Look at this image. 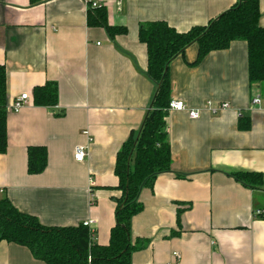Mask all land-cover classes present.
<instances>
[{"label":"crops","instance_id":"crops-1","mask_svg":"<svg viewBox=\"0 0 264 264\" xmlns=\"http://www.w3.org/2000/svg\"><path fill=\"white\" fill-rule=\"evenodd\" d=\"M90 1L103 6L108 24L126 28V34L111 40L102 28H88L84 0H0V65L8 98L0 199L44 227L92 221L94 242L105 246L120 196L116 154L140 129L156 90L145 74L139 25L163 21L186 32L237 0ZM259 9L264 27V0ZM196 57L191 45L168 67L171 100L199 116L167 114L171 170L139 194L142 211L130 223L131 264H264V85H249L243 41L198 63ZM47 82L57 85V104L36 107L33 89ZM25 93L30 104L10 112ZM254 96L260 98L257 106L251 105ZM208 102L215 114L205 109ZM222 103L229 108L220 111ZM240 121L249 127L240 130ZM76 146L85 148L82 162L73 158ZM29 147L47 151L38 175L27 172ZM234 173H258L262 185L246 188ZM256 210L262 215L255 217ZM0 264L44 263L26 248L0 242Z\"/></svg>","mask_w":264,"mask_h":264},{"label":"trees","instance_id":"trees-1","mask_svg":"<svg viewBox=\"0 0 264 264\" xmlns=\"http://www.w3.org/2000/svg\"><path fill=\"white\" fill-rule=\"evenodd\" d=\"M36 1L30 0L32 4ZM259 19V0H237L206 25L186 32H177L163 21L140 24L138 41L145 46L147 56L145 74L156 90L140 129L116 154L114 175L120 196L116 199L115 222L108 244H96L89 228L83 224L44 227L34 217L18 211L5 197L0 199V242L26 248L35 260L44 264H131L135 248L131 244L130 223L142 211L139 194L144 188H151L158 175L171 170L166 131L167 108L171 101L169 64L191 45L197 47L198 63L211 52L225 50L232 42L243 41L247 44L249 85L253 89L264 85V27L259 25ZM86 24L88 28H102L111 40L126 34V28L108 24L103 6L87 8ZM57 99L56 83L47 82L33 89L32 103L36 107H55ZM7 100L6 69L0 65V154L7 149ZM242 122L239 129L246 130L249 124ZM46 164L44 147L27 149L28 174L42 173ZM230 176L246 188L262 185V176L258 173ZM181 212L180 209L177 212L178 228Z\"/></svg>","mask_w":264,"mask_h":264},{"label":"built area","instance_id":"built-area-1","mask_svg":"<svg viewBox=\"0 0 264 264\" xmlns=\"http://www.w3.org/2000/svg\"><path fill=\"white\" fill-rule=\"evenodd\" d=\"M120 1L121 0H118L119 3H120ZM84 4L86 6V9L87 8H100V7H102L100 4H98L96 2H91L90 0H84ZM30 102H31L30 96L27 93L22 94L12 102V104L9 106L8 110L10 112L17 113L22 108L29 105ZM259 104H260L259 96H254V98L251 101V105L257 106ZM228 108H229L228 103H222L219 107V110L224 111ZM205 109L210 111L213 114H215L217 111V109L212 108V106L209 102L206 103ZM167 110H168V112H186L188 117L192 120L197 119L199 116V111L189 109L182 101H178V100H171L169 102ZM85 156H86L85 148L83 146H76L74 149V155H73L74 160L77 162H82L84 160ZM91 200L93 201L92 197H91ZM262 213H263V211L256 210V211H254L253 215L255 217H258V216H261ZM93 224L94 223L92 221H88V222L83 223L84 226L89 228V230L91 232V237L94 239L95 233H94V230L92 227ZM173 258L178 259L179 255L177 253H174Z\"/></svg>","mask_w":264,"mask_h":264}]
</instances>
